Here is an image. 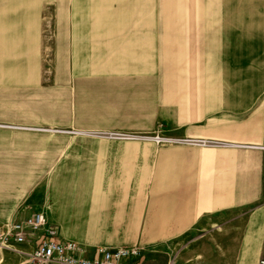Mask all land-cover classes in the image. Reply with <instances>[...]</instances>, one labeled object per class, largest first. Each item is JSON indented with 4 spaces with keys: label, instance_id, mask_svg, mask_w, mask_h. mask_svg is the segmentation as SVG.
I'll return each instance as SVG.
<instances>
[{
    "label": "rangeland",
    "instance_id": "1",
    "mask_svg": "<svg viewBox=\"0 0 264 264\" xmlns=\"http://www.w3.org/2000/svg\"><path fill=\"white\" fill-rule=\"evenodd\" d=\"M249 1L0 0V228L35 212L52 223L55 189L88 163L94 143L203 149L212 156L204 178L222 199L235 195L234 215L215 224L218 244L210 230L204 245L170 257L153 247L159 260L141 248L143 264H258L264 6ZM111 16L119 22H103ZM23 262L0 250V264Z\"/></svg>",
    "mask_w": 264,
    "mask_h": 264
},
{
    "label": "crops",
    "instance_id": "2",
    "mask_svg": "<svg viewBox=\"0 0 264 264\" xmlns=\"http://www.w3.org/2000/svg\"><path fill=\"white\" fill-rule=\"evenodd\" d=\"M127 3L139 0H102L110 6ZM248 4L261 7L264 0ZM103 20L111 25L119 22L116 16ZM93 146L97 152L89 154L88 163L74 169L62 191L55 189V211L49 209L54 223L47 222L61 241L82 245L88 255L101 247L138 246L155 260L159 257L151 253L153 247H167L170 257L177 246L204 245L210 230L209 245L219 243L214 241L215 224L221 215H234L235 195L222 199L218 182L205 180V166L212 158L209 151L179 146L156 151L138 142ZM228 228V245H235L234 231Z\"/></svg>",
    "mask_w": 264,
    "mask_h": 264
},
{
    "label": "built area",
    "instance_id": "3",
    "mask_svg": "<svg viewBox=\"0 0 264 264\" xmlns=\"http://www.w3.org/2000/svg\"><path fill=\"white\" fill-rule=\"evenodd\" d=\"M194 146L214 145L204 140H189ZM31 245L28 251L18 250ZM0 250H12L24 258L23 264H142V250L132 247H101L88 255L82 245L73 241H61L55 227L48 224L40 212H35L22 221L0 228ZM258 264H264V255Z\"/></svg>",
    "mask_w": 264,
    "mask_h": 264
}]
</instances>
